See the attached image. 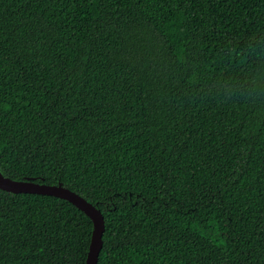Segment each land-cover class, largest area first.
<instances>
[{"label": "trees", "instance_id": "1", "mask_svg": "<svg viewBox=\"0 0 264 264\" xmlns=\"http://www.w3.org/2000/svg\"><path fill=\"white\" fill-rule=\"evenodd\" d=\"M0 169L98 264H264V0H0ZM92 232L0 189V264Z\"/></svg>", "mask_w": 264, "mask_h": 264}, {"label": "water", "instance_id": "2", "mask_svg": "<svg viewBox=\"0 0 264 264\" xmlns=\"http://www.w3.org/2000/svg\"><path fill=\"white\" fill-rule=\"evenodd\" d=\"M0 189L11 193H35L43 195H52L69 201L77 206L93 222V232L91 243L88 250L86 264H98L99 255L103 247V235L105 232V216L92 202L76 191L66 187L63 183L47 184L39 182L36 178L13 179L5 175L0 169Z\"/></svg>", "mask_w": 264, "mask_h": 264}]
</instances>
